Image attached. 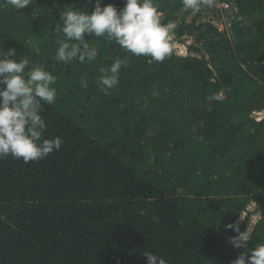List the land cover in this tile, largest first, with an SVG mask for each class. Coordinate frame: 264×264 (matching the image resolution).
Segmentation results:
<instances>
[{
	"label": "trees",
	"instance_id": "trees-1",
	"mask_svg": "<svg viewBox=\"0 0 264 264\" xmlns=\"http://www.w3.org/2000/svg\"><path fill=\"white\" fill-rule=\"evenodd\" d=\"M235 2L229 34L200 12L188 21L182 0H156L162 23L177 22L163 62L86 34L99 55L72 64L54 60L65 39L56 23L95 0L0 7V49L57 77L41 115L45 138L64 141L38 161L0 159V264H147L146 251L168 264H233L264 242V0ZM118 57L128 64L105 93L99 69ZM251 203L259 220L237 248L225 225L246 214L245 231Z\"/></svg>",
	"mask_w": 264,
	"mask_h": 264
},
{
	"label": "clouds",
	"instance_id": "clouds-1",
	"mask_svg": "<svg viewBox=\"0 0 264 264\" xmlns=\"http://www.w3.org/2000/svg\"><path fill=\"white\" fill-rule=\"evenodd\" d=\"M30 2L0 0V7L11 6L19 10L27 8ZM182 3L184 10L190 9L193 13L200 11L201 6H212V0H182ZM162 17L156 0H125L122 9L112 4L102 6V0H95L91 12L69 8L60 14V22L54 29L65 37L56 40L58 48L54 60L65 64H72L74 60L80 63L95 61L99 50L85 38L87 34L114 41L132 55L163 62L173 55L177 42L173 36L174 22L162 23ZM17 55L15 48L0 49V159L11 156L29 163L59 151L64 143L59 136L45 138L47 124L41 115L44 104L52 105L56 101L57 88L54 85L57 77L45 65L30 66L29 55L19 59ZM127 64V58L118 57L110 66L99 69L101 75L97 83L101 91L107 93L118 85L120 70ZM81 86L87 87V81L81 79ZM221 99L222 94H213L208 97L209 105ZM225 228L237 233L230 238L237 248L244 247L254 232L250 223L243 232L238 223H229ZM249 251L250 255L241 253L233 264H264V242ZM143 255L147 264H168L164 257L152 252L146 251Z\"/></svg>",
	"mask_w": 264,
	"mask_h": 264
},
{
	"label": "rangeland",
	"instance_id": "rangeland-1",
	"mask_svg": "<svg viewBox=\"0 0 264 264\" xmlns=\"http://www.w3.org/2000/svg\"><path fill=\"white\" fill-rule=\"evenodd\" d=\"M214 11V12H213ZM200 12V17L199 20L201 21H209L210 19H212V21H214L217 18V14H216V10H214V5H212L211 7L209 6H201L200 11L196 12V13H191L190 16L188 17V21H190L191 19H193L198 13ZM219 19V18H218ZM216 19V20H218ZM240 19V18H238ZM175 24V28L173 31V36H175V29L177 27V22H174ZM184 40L186 44H193L194 40L189 37V36H184ZM258 118H262L264 117V114L262 115H256ZM249 212L251 213L249 222L247 224V226L249 225V223L254 227L257 223V221L259 220V213H257L256 210V205L251 203L249 205L248 208ZM253 214V215H252ZM246 214H243L242 217H240V219L238 220V224L240 225L242 223V221L245 219ZM242 218V219H241Z\"/></svg>",
	"mask_w": 264,
	"mask_h": 264
},
{
	"label": "built area",
	"instance_id": "built-area-1",
	"mask_svg": "<svg viewBox=\"0 0 264 264\" xmlns=\"http://www.w3.org/2000/svg\"><path fill=\"white\" fill-rule=\"evenodd\" d=\"M214 2L217 14L216 19H219H215L214 21L210 19L209 21L216 25V27H218L221 31H227L230 34L232 21L228 19V14L230 12V14L234 16L239 15V10L236 6V2L234 0H215Z\"/></svg>",
	"mask_w": 264,
	"mask_h": 264
}]
</instances>
